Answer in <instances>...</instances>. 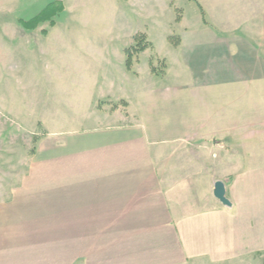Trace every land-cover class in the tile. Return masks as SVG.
<instances>
[{"label": "crops", "instance_id": "crops-1", "mask_svg": "<svg viewBox=\"0 0 264 264\" xmlns=\"http://www.w3.org/2000/svg\"><path fill=\"white\" fill-rule=\"evenodd\" d=\"M226 2L176 5L184 10L182 43L166 56V75L178 87L154 94V121L68 134L34 160L0 203V264H225L259 251L264 205L240 149L253 136L244 137L242 93L236 100L230 87L257 86L264 63L251 39L242 38L244 51L204 23L199 5L208 17L239 16ZM198 79L203 87L190 88ZM229 108L238 122L227 123ZM228 160L239 163L224 175L248 191L245 200L227 194L230 208L214 197L215 183L224 182L215 179L217 166Z\"/></svg>", "mask_w": 264, "mask_h": 264}, {"label": "rangeland", "instance_id": "rangeland-1", "mask_svg": "<svg viewBox=\"0 0 264 264\" xmlns=\"http://www.w3.org/2000/svg\"><path fill=\"white\" fill-rule=\"evenodd\" d=\"M185 1L0 0V203L12 198L34 160L62 137L102 124L155 120L160 108L154 105V94L178 87L166 75L167 58L182 43L179 24L184 10L176 5ZM54 3L64 10L51 21L31 30L20 24ZM226 4L239 16L203 15L204 23L216 27V32L220 27L223 35L218 37L226 38L227 44L238 41L244 51L245 38L251 39L259 46L252 50L264 63V0H227ZM235 52L241 54V48ZM229 66L236 71L234 63ZM209 69L203 73L204 83ZM201 81H190V88L203 87ZM256 84H233L230 89L235 90L236 100L242 93V131L244 137L253 136L252 143L240 146L242 167L257 172L247 179L253 180V192L255 185L264 205V81ZM227 115L228 124L239 121L230 108ZM238 163L228 160L225 168L217 166L220 175L215 179L224 181L227 194L245 200L247 188H235L238 178L224 175ZM257 227L259 251L225 264H264V213Z\"/></svg>", "mask_w": 264, "mask_h": 264}, {"label": "trees", "instance_id": "trees-1", "mask_svg": "<svg viewBox=\"0 0 264 264\" xmlns=\"http://www.w3.org/2000/svg\"><path fill=\"white\" fill-rule=\"evenodd\" d=\"M202 14L205 15L202 7L199 5ZM64 8L62 4H50L45 9H43L39 14H37L34 18L30 20H20V24L25 27L26 29H34L37 26L46 23L48 21H51V18L54 17L57 13L60 11H63ZM207 24V23H205Z\"/></svg>", "mask_w": 264, "mask_h": 264}, {"label": "water", "instance_id": "water-1", "mask_svg": "<svg viewBox=\"0 0 264 264\" xmlns=\"http://www.w3.org/2000/svg\"><path fill=\"white\" fill-rule=\"evenodd\" d=\"M214 197L224 206L232 207V203L227 198L226 184L222 181H217L214 185Z\"/></svg>", "mask_w": 264, "mask_h": 264}]
</instances>
